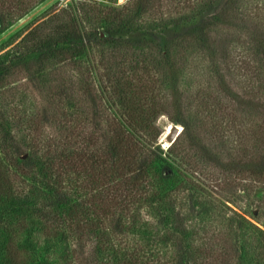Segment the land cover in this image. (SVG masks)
<instances>
[{"label":"trees","instance_id":"1","mask_svg":"<svg viewBox=\"0 0 264 264\" xmlns=\"http://www.w3.org/2000/svg\"><path fill=\"white\" fill-rule=\"evenodd\" d=\"M41 1L0 0V33ZM161 1L129 0L120 9L108 8L112 18L106 23L123 25L133 18L142 3L155 2L143 10L145 14ZM236 1L241 0H220L214 15L201 20L193 33L168 38L162 51L155 42H150L155 44V49L150 43L145 44L149 48L145 49L143 41L99 36L93 39L91 35L99 27L83 29L77 15L73 16L77 10L72 13L68 6L21 38L18 44L24 49L12 62L0 63V234L3 237L0 264H24V245L18 242V234L28 232L27 221L41 224L48 238L69 244L70 254L64 264H264V230L243 216L230 210L232 216L224 220L234 230L230 237H224L214 230L199 231L192 224L182 223L174 208L181 205L180 190L195 194L199 189L204 190L194 173L208 174L212 167H224L221 156L201 145L200 133H206L205 118L217 119L220 134L241 135L244 154L254 149L255 168L251 173L264 178V154L260 152V145L264 146V74L260 73L264 64V38L254 35L249 38L254 61L260 63L258 72L253 69V74L243 75L248 77L244 82L249 99L235 93L218 73L219 69L229 72L231 64L220 54L224 51L220 40L213 38L218 37V28L225 27L219 25L221 18L229 14L223 23L230 27H225L227 31L234 29L228 34L231 43L238 42L237 31L246 29L244 18L235 17L237 13H223L225 2ZM190 2L184 0L174 7L184 5L183 11L192 8ZM193 11L180 15L188 12L184 17L190 18ZM179 19L173 17L161 23L176 24ZM92 44L99 45L98 66L102 71L99 77L92 72L93 65H86L88 59L84 60ZM100 46L113 50L118 47V51L124 50L127 55L120 61L122 53L111 58ZM129 52L143 55L144 63L134 61ZM116 59L120 62L111 61ZM196 59L207 62L209 68L216 62L213 73L217 88L207 95L211 102L204 109L190 112L192 101L186 105L175 101L179 114L174 116L155 86L159 78L150 76L146 66L152 65L155 74L163 69L166 73L162 74L161 82L165 83V79L177 81L179 76L184 77L185 66ZM66 67L71 71L69 76L62 72ZM138 69L143 71L141 75L150 77V82L141 83L143 78L134 82L133 75L138 76L135 72ZM41 76L44 81L50 79L53 85H48L46 101L51 105L48 121L56 130L54 136L42 141L40 134L46 122L43 114L37 112L20 121L22 118L17 114L21 111L17 110L23 104L14 107L3 98L9 86L21 80L34 82ZM249 77L255 80L254 86H250ZM74 88L80 90L76 98ZM67 100L72 112L64 106ZM8 106L13 108L14 119L18 118L13 124L18 129L23 128L18 126L22 124L24 134L30 136L27 149L17 145L4 113ZM160 114L182 127L165 152L145 141ZM254 116L260 118H251ZM167 167L171 169L168 175ZM182 173L188 177L183 179ZM13 181L18 182L13 185ZM192 192L190 196L194 195ZM151 210L159 211L164 222L152 226L142 221V213ZM170 223V228H166ZM161 225L165 227L163 230L159 229ZM132 236L140 237L137 245L129 246L127 241ZM242 245L251 250L248 260ZM230 250L232 255H227Z\"/></svg>","mask_w":264,"mask_h":264},{"label":"rangeland","instance_id":"2","mask_svg":"<svg viewBox=\"0 0 264 264\" xmlns=\"http://www.w3.org/2000/svg\"><path fill=\"white\" fill-rule=\"evenodd\" d=\"M128 1L129 0H42L25 16L9 25L0 33V63L12 62L15 58L14 56L24 49L18 44L21 38L33 28L40 26L59 10L67 8V6L72 13L73 10H77L73 16L77 15L78 22L82 24L81 26H83V29L84 27L88 30L92 29L94 26L99 27L96 29V33L93 31L91 35L93 39H97L99 36L100 38L135 43L143 41L142 43L144 44L145 49H149L145 47V44L155 42L159 46V51H162L163 44L168 38L193 33L201 20L207 16L214 15L215 8L220 2V0H191L189 6L192 8H186L181 11V8L184 5L179 7L174 6L177 3H183L184 0H162L160 3H156L153 9H149L145 12V14L143 13V10L150 8L149 6L153 5L155 2L151 4L149 2L142 3L139 10L133 14V18L129 22L120 26L116 24L108 25L110 22L106 23V21L112 18L111 11L108 8L115 7L120 9ZM230 3H224L225 9L223 10V13H237L235 17H237V19L244 18L246 29L237 31V33L240 34V37H237L238 42L231 43L230 35L228 34H230L229 32L234 31V29L232 27L231 30L227 31L225 27L228 26L223 23V21L227 20L226 17H228L229 14H226L221 18V24L219 25L225 27L218 28V37L213 38L220 40L219 44L222 50H224L220 54L225 55L231 64L229 65V72L226 73L224 70L219 69L218 73L223 76L228 85H231L235 93L242 95V98L249 99L250 96L247 95L248 86L244 82V79H248V77L243 75L253 74L251 71H256L257 67L260 65V63L258 64L257 61H254L255 57L249 45V38L250 35L264 38V0H241L239 2L236 1ZM5 6L8 7V3H6ZM193 9L194 11L191 12L190 18L184 17L188 16V12L184 15H180V13L182 14L185 11ZM173 17H179L180 21L176 24L162 25L161 22H168ZM80 18H82L81 22ZM15 46L19 47V49H16ZM98 46L92 44V50L89 52V56L87 54L84 57V60L88 59L86 65L89 64L94 66L92 67V72L96 77H99V73L102 72L98 66ZM100 47L105 51L104 53L111 58H115L122 53L121 57H119L122 58L120 61H122L127 55L124 50L121 52L118 51V47L117 50H113L111 47H106V49L103 46ZM150 47L155 49V44L150 43ZM122 49L124 48H120V50ZM215 52L217 53L216 49ZM128 56L130 58L133 57L132 59L134 61H141L144 63L143 59L145 57L143 55L140 56L138 52H129ZM217 58L219 59L220 57ZM111 61L114 63L120 62L118 59ZM208 65L207 62H198L196 59L194 62H189L187 66H185L183 71L185 73L184 77L179 76L177 81H169V79H165V83L161 82L162 74L166 73L163 69L158 70V73L161 74L160 76L159 74L154 73L155 68L152 65H147L146 68L150 71V76L153 74L155 77L159 78V81L158 83H155V86L160 89V94L163 97L162 102H164L165 105H169L167 108L170 114L177 116L179 111L174 107V105H177L175 103L177 100H180L183 105L192 101L193 104L189 109L190 112H194V110L199 108L204 109L205 106L211 102V100H207V95H209L211 91H215L217 88V86H215L217 84L215 83L216 75L213 73L216 62L214 61L212 63V68H209ZM143 66L145 67L144 64ZM261 66L260 73L264 74V64H261ZM138 67L140 68V65H138ZM62 72L68 76L71 74L70 69L67 67L64 68ZM135 72L138 75L137 77L133 75L135 83L141 78H143L141 83L150 82V77L148 78L146 75H141L143 72L141 69H138ZM253 77H249L253 82L250 81V86L255 85ZM73 78L78 80L76 76ZM43 79H45L44 76L34 79V82L21 80L12 85V87L9 86V92L4 94L3 97L7 104L12 103L14 107L15 104H18V106L23 104V108L17 110L21 111L17 114L22 118L20 121H25L30 117L35 116L37 112L43 114L46 122L44 124V129L40 134V141L49 139L51 136H54L53 133L56 132V130L54 131L55 126L50 124L51 121H48L51 105L46 101L48 85L50 87L53 85H51L50 79H47L46 81ZM53 80L55 79L52 78V81ZM92 82L97 86L94 80ZM70 84L72 85L71 82ZM152 85L154 86V84ZM73 90L76 98L80 90L77 91L76 88ZM262 100L264 101L263 98ZM211 104H213V101ZM64 106L67 107L68 112H72L68 100L65 101ZM12 109L8 106L4 109V113L6 114L10 125H12V133L17 138V145L21 146L23 149H27L30 136L26 137L24 134L26 132L23 131L24 126H22V124L18 125L19 127H23L20 129L13 124L18 118L14 119L12 114L13 111H11ZM179 110L181 113L184 112L181 108H179ZM44 112H46V114H44ZM251 118L258 119L260 117L254 116ZM204 120L206 133H200L203 138L201 145L208 146L211 149V152L221 156L220 160L222 164H224V167H212V169L208 170V174L206 172H201L202 174L199 175L198 173H194L193 175L199 178L198 185L203 186L204 190L199 189L200 191L196 194L187 189L180 190L179 199L181 205L177 204L174 207L175 214H178L179 220L184 224H192L195 228L199 229V231L204 228L214 230L213 232L216 231V234L218 233L224 237H230L229 234L231 233V230H234V227H229L224 220L229 216H232L233 213L230 212V210L243 216L249 222L264 230V226L262 225L264 222V178L254 176L251 173L255 168L252 160L254 158V149L249 153L244 154L240 146L242 144L241 135H230L228 133L220 134L222 131H219V128H217V124L215 123V120L217 119L209 117ZM172 125L177 126L181 133V126L172 124L168 120L167 115L160 114L155 120L154 129L146 136L145 141L149 145L158 146L165 152L173 144L169 145L166 142L167 129H170ZM215 126L216 128H214ZM221 129L224 130V128ZM196 131H199L198 128ZM149 141L153 143H150ZM260 146V152L264 154V146ZM0 150H2L1 146ZM24 157L25 156H22L21 158ZM262 159L263 157H260L261 161ZM165 171L166 175H168V173L171 172V169L167 167ZM187 177L186 174L182 173L183 179ZM17 182L18 181H13V185L17 184ZM191 192L194 193V195L190 196ZM28 200L29 203H31V200ZM145 216L150 217L151 219H145ZM163 219V215L156 210L148 212L144 211L142 213V221L149 222L152 226L155 225L156 222H164ZM27 222L28 232L25 234H18V242L24 245V264H64L70 254L69 244L48 238L44 233L41 224L37 221ZM173 222L177 224L178 221L174 220ZM204 224H206V226ZM163 226L164 225H161L159 229L163 230L165 228H163ZM170 226L171 223L166 226V228H170ZM139 237L140 236L129 237L127 244L129 246L137 245ZM2 240L3 237L0 234V244ZM241 248L245 250L244 257L248 260L251 256V250L247 245H242ZM170 252L175 253V251L171 249ZM227 255H232V250L228 251Z\"/></svg>","mask_w":264,"mask_h":264},{"label":"water","instance_id":"3","mask_svg":"<svg viewBox=\"0 0 264 264\" xmlns=\"http://www.w3.org/2000/svg\"><path fill=\"white\" fill-rule=\"evenodd\" d=\"M180 133V129L177 126H173L169 132V136L167 137L168 139V143L169 145H171L172 143H174V141L176 140V138L178 137Z\"/></svg>","mask_w":264,"mask_h":264},{"label":"bare ground","instance_id":"4","mask_svg":"<svg viewBox=\"0 0 264 264\" xmlns=\"http://www.w3.org/2000/svg\"><path fill=\"white\" fill-rule=\"evenodd\" d=\"M170 125V124H169ZM172 127H173V125H172ZM171 127V128H172ZM171 128L170 129H167V135H166V142L168 141V139H167V137L169 136V132H170V130H171ZM164 142V141H163ZM168 143V142H167ZM169 144V143H168Z\"/></svg>","mask_w":264,"mask_h":264},{"label":"clouds","instance_id":"5","mask_svg":"<svg viewBox=\"0 0 264 264\" xmlns=\"http://www.w3.org/2000/svg\"><path fill=\"white\" fill-rule=\"evenodd\" d=\"M145 219H149V220H150L151 218H150V217H147V216H145Z\"/></svg>","mask_w":264,"mask_h":264}]
</instances>
